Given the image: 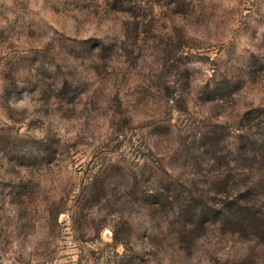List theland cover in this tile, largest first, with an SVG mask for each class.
I'll use <instances>...</instances> for the list:
<instances>
[{
	"label": "rangeland",
	"instance_id": "1",
	"mask_svg": "<svg viewBox=\"0 0 264 264\" xmlns=\"http://www.w3.org/2000/svg\"><path fill=\"white\" fill-rule=\"evenodd\" d=\"M0 264H264V0H0Z\"/></svg>",
	"mask_w": 264,
	"mask_h": 264
}]
</instances>
